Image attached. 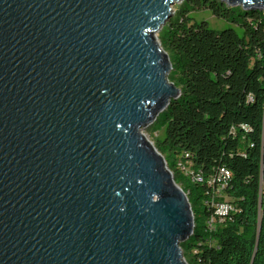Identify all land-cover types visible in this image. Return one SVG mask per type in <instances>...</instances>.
Returning <instances> with one entry per match:
<instances>
[{"label":"water","instance_id":"1","mask_svg":"<svg viewBox=\"0 0 264 264\" xmlns=\"http://www.w3.org/2000/svg\"><path fill=\"white\" fill-rule=\"evenodd\" d=\"M180 1L0 0V264H188L191 202L142 132L180 95Z\"/></svg>","mask_w":264,"mask_h":264},{"label":"trees","instance_id":"2","mask_svg":"<svg viewBox=\"0 0 264 264\" xmlns=\"http://www.w3.org/2000/svg\"><path fill=\"white\" fill-rule=\"evenodd\" d=\"M200 10L230 26L198 21L192 12ZM158 37L180 95L150 128H164L156 147L194 212L193 232L181 242L184 257L188 264H264V7L183 0ZM179 162L204 179L221 166L231 171L225 193L233 209L224 222L211 228L209 186Z\"/></svg>","mask_w":264,"mask_h":264},{"label":"built area","instance_id":"3","mask_svg":"<svg viewBox=\"0 0 264 264\" xmlns=\"http://www.w3.org/2000/svg\"><path fill=\"white\" fill-rule=\"evenodd\" d=\"M178 164L181 165L182 170L185 172H192V178L208 184L209 190L207 193L210 194V198L206 202L210 207H213V215L209 219L211 228L214 227L216 221L224 222L229 212L233 209V204L228 200V196L225 193V188L232 174L231 171L225 166H221L214 174L204 179L200 172H195L188 164L184 165L181 162Z\"/></svg>","mask_w":264,"mask_h":264},{"label":"rangeland","instance_id":"4","mask_svg":"<svg viewBox=\"0 0 264 264\" xmlns=\"http://www.w3.org/2000/svg\"><path fill=\"white\" fill-rule=\"evenodd\" d=\"M182 1L177 2L176 4H174V6H173V10L174 11L177 9V5L180 4ZM192 15L198 21H200L201 19L207 20L208 23L210 24V26L215 27V28H224V27L230 26V23H228L227 21H225L223 19L217 18L210 10L194 11V12H192ZM159 32L157 33V35H159ZM171 71H172V69L170 70V72ZM152 124L153 123H151L150 125L144 127L142 129V132L144 133L145 137L156 147L157 137H159V138H162L163 137V135H164V128L162 127L159 130H157V131H152L151 128H150ZM158 151L165 157V155L159 149H158ZM185 173H188V172H185ZM186 175L189 176V174H186ZM178 184L181 186L180 183H178ZM183 190H184V188H183ZM185 192L187 193V191H185ZM187 195H188V193H187Z\"/></svg>","mask_w":264,"mask_h":264}]
</instances>
